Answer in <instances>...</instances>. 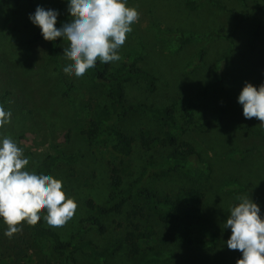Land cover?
Listing matches in <instances>:
<instances>
[{"label":"rangeland","instance_id":"rangeland-1","mask_svg":"<svg viewBox=\"0 0 264 264\" xmlns=\"http://www.w3.org/2000/svg\"><path fill=\"white\" fill-rule=\"evenodd\" d=\"M33 1L36 6L59 12L56 26L70 20L66 0ZM263 5L264 0H127V6L136 8L139 17L119 49L121 60L109 64L119 65L125 54L134 50L138 63L155 79L152 92L145 90L142 81L126 83L129 102L144 101L154 107L173 105L179 120L186 100L202 87L213 85L196 109L198 115L203 108L205 117L198 118L195 128L181 137L193 142L211 168L203 187L204 216L195 221V227L212 234L214 244L204 247L190 241L179 245L154 216L137 219L142 225L154 226L151 242L177 253L171 264H236L240 252L229 250L225 243L230 230L224 228V221L230 206L238 203L237 196L245 195L264 213V129L255 117L245 119L237 103L245 82L254 86L264 82V12L240 21L228 12L233 8L239 13H254ZM12 12V2L0 0V107L11 113L10 122L0 127V135L11 137L23 149L30 170H36L48 154L56 156L49 174L62 181L77 208L63 226L50 228L63 240L77 235L88 215L86 201L106 205L112 198L109 173L112 166L119 167L120 160L128 163V172H122L121 189L141 180L158 195L175 196L193 185L177 171L160 173L167 165L169 148L161 140L164 127L150 117L135 115L119 122L135 138L143 131L158 136L159 142L149 149L140 148L136 141L131 154L121 157L111 149L113 138L90 141L83 131L107 103L106 86L88 72L77 78L62 71L67 62L62 55L68 43L65 39L60 38L61 58L57 61L49 57V41L41 38L31 46L25 45L24 40L39 28L29 21L26 3L21 2L18 11ZM187 35L199 37L179 46L176 38ZM202 49L204 54L198 61ZM221 110L222 117H217ZM252 129L262 134H254ZM237 150L243 151L242 159L232 155ZM143 204L139 197L130 199L120 211L101 216L103 232L92 227L81 237L98 248L122 240L128 230L126 212ZM40 211L42 218L45 213ZM6 227L0 222V264H58L62 260V255L47 249L46 243L35 237L31 225L21 223L11 238L3 235ZM163 238L170 240L161 242ZM73 253L76 264H132L137 258L125 245L104 259L81 248H74Z\"/></svg>","mask_w":264,"mask_h":264},{"label":"trees","instance_id":"trees-1","mask_svg":"<svg viewBox=\"0 0 264 264\" xmlns=\"http://www.w3.org/2000/svg\"><path fill=\"white\" fill-rule=\"evenodd\" d=\"M8 1L13 4L12 14L18 11L21 2L26 3L29 13H33L37 7L33 0ZM228 12L240 21L251 18L256 13L264 12V5L258 6L254 13H239L233 8L228 9ZM212 34L215 36L217 32ZM196 37L199 36L187 35L186 37H177L176 40H178L180 46ZM41 38L40 30H38L31 37L24 40V44L31 46ZM48 54L53 61L61 58L60 38L49 41ZM203 54L204 49L200 51L198 61ZM86 72L107 88V103L100 107L83 131L87 138L90 141L97 142L111 137L114 139L111 149L119 156L126 157L133 151L136 141L140 148L149 149L154 143L159 142L160 138L149 131H143L135 138L124 131L119 122L135 115L150 117L164 127V135L161 140L162 144L169 148L166 155L167 165L160 169V173L167 174L168 170L177 171L184 178L190 179L193 185L180 193H176L175 196L168 193L158 195L144 185L141 180H135L127 188L121 189L122 172L128 170V163L120 160L118 162L119 167L112 166L109 173L112 198L106 205L96 204L91 199L86 201L88 215L83 219L81 231L77 235L69 240H63L54 229L47 227L40 218L34 225H31L35 237L44 245L46 243L47 249L63 256L58 264H76V257L73 253L74 248L84 249L92 256L104 259L114 255L123 245L127 246L130 254L137 257L132 264H171L176 260L177 253L166 251L151 242L154 226L150 223L142 225L137 220L144 218L146 215H151L155 217L158 223L166 226L170 234L169 238L179 245L194 241L197 245L204 247L212 246L215 237L195 227V221L204 216V210L201 207L204 198L203 187L206 186L210 178L211 168L209 162L203 158L193 142L181 136L186 131L195 128L198 118L203 119L205 117L203 108L200 109L198 115L196 109L211 91L213 85L202 87V89L192 94L181 109L180 119L176 120L173 105L154 107L144 101L129 102L127 100L125 84L128 82L142 81L146 91L152 92L155 90L154 76L138 63V56L134 50H129L121 63L115 67H111L109 63L102 64L97 61L95 67ZM2 99L3 97L0 96V102ZM222 114L223 110L218 111L217 117H222ZM252 132L258 135L262 134L255 129H252ZM232 155H235L236 159L239 160L243 158L244 153L237 150ZM55 161L56 156L48 154L36 171L50 173ZM134 197L141 198L144 204L141 206L134 205L126 212L128 230L122 240H116L107 247L98 248L90 239L81 237L83 231L92 227L99 232H103L105 225L101 221V216L113 211H120L121 207ZM179 206H182V211L179 210ZM261 214L264 215L262 211ZM185 219L188 222L184 221ZM169 238H163L161 242L167 243L170 240Z\"/></svg>","mask_w":264,"mask_h":264},{"label":"clouds","instance_id":"clouds-1","mask_svg":"<svg viewBox=\"0 0 264 264\" xmlns=\"http://www.w3.org/2000/svg\"><path fill=\"white\" fill-rule=\"evenodd\" d=\"M70 20L56 27L59 12L37 6L28 16L40 30L45 41L65 39L66 63L62 71L79 78L102 64L121 60L119 49L138 20L136 8L127 0H66ZM245 119L255 117L264 129V82L254 86L245 82L237 96ZM10 111L0 107V127L10 122ZM28 158L13 139L0 135V222L5 224L3 235L11 238L21 223L34 225L41 218L49 227H61L77 208L67 196L62 181L47 171L28 169ZM238 203L229 208L224 228L230 230L225 241L229 250L240 252L236 264H264V215L251 198L239 195Z\"/></svg>","mask_w":264,"mask_h":264}]
</instances>
